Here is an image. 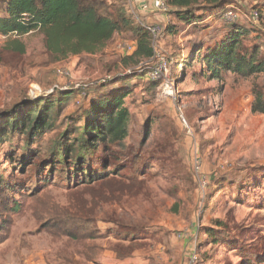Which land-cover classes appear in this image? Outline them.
<instances>
[{
    "label": "rangeland",
    "instance_id": "obj_1",
    "mask_svg": "<svg viewBox=\"0 0 264 264\" xmlns=\"http://www.w3.org/2000/svg\"><path fill=\"white\" fill-rule=\"evenodd\" d=\"M121 3L132 27L163 29L151 47L168 66L156 82L143 76L116 81L130 70L123 59L135 36L127 29L97 55L58 63L48 58L39 32L0 35V134L16 105L69 95L49 112L46 132L37 138L14 132L0 142V264H58L59 255L89 264L84 247L91 245L104 259L93 264L112 263L114 249L130 253L122 264H264V114L253 112L256 97L264 102V70H219L213 78L203 60L246 29L238 52L264 69V0H229L197 13L194 25L171 13L166 21L153 0L147 12L139 10V0L131 9ZM6 45L23 52L8 53ZM99 81L108 84L95 86ZM118 89L128 92L127 137L83 153V169L93 172L91 185L108 174L131 194L121 191L114 201L99 203L88 214L99 238L76 242L58 220L52 223V208L70 205L68 193L89 180L72 171L71 160L57 159L55 141L66 132L79 146L82 115ZM83 199L89 209L90 197Z\"/></svg>",
    "mask_w": 264,
    "mask_h": 264
},
{
    "label": "trees",
    "instance_id": "obj_2",
    "mask_svg": "<svg viewBox=\"0 0 264 264\" xmlns=\"http://www.w3.org/2000/svg\"><path fill=\"white\" fill-rule=\"evenodd\" d=\"M122 1L124 0H0V35L21 38L32 32H39L43 36L48 58L52 63H58L70 57L97 55L106 48L116 33L127 29L135 36L133 51L123 59V63L128 65L130 70L115 79L124 81V76L145 78V71L140 69L144 68L141 67L142 63L150 61L153 56L151 40L143 27L140 29L131 26L122 11ZM228 2L229 0H166V5L169 13L180 23L194 25L201 19L196 16L197 13L219 9ZM248 33L246 29L235 31L219 49L204 56L203 60L213 78L219 77V70H234L239 73L245 71L248 75L264 70L261 64L257 67L253 63L250 64L238 52L240 39ZM5 47L8 53L23 52L19 46L12 49L7 45ZM134 67L137 68L133 69ZM106 84V81H99L95 86L102 87ZM116 92L118 94L112 97L101 96L96 99L82 115L83 124L77 139L79 146L75 141H70L66 132L55 141L57 148L54 152L56 155L60 153L57 159L71 160L72 171H80V177L89 180L87 184L84 181L79 183V186L83 185L79 192L68 193L67 198L73 211L70 210V205L52 208V213L55 214L52 223L58 220L59 226L67 230L70 239L76 242L94 241L99 238V232L90 228L93 221L88 218V214L99 203L114 201L119 194H123L121 191L131 194V189H123L124 185H121L120 180L116 181L117 178H110L108 174L100 175L97 178L98 183L91 185L92 181L96 180L93 172L88 168L83 169L86 163L84 159L87 158L83 153H91L100 144L105 147L121 144L127 137L128 111L123 107V99L128 92L119 89ZM68 96L63 95L61 100H41L39 105H16L3 121L5 131L8 129L0 134V142L5 141L4 135L10 137L14 132L26 134L30 138H37L46 132L51 126L49 112ZM253 112L264 114V102L260 97H256ZM62 138H65L66 144H62ZM86 195L91 201L89 209L83 199ZM101 251L96 245L84 247V262L93 264ZM113 254L118 260H126L130 255H119L115 249ZM59 257L62 259L58 258V264H82L69 255Z\"/></svg>",
    "mask_w": 264,
    "mask_h": 264
},
{
    "label": "built area",
    "instance_id": "obj_3",
    "mask_svg": "<svg viewBox=\"0 0 264 264\" xmlns=\"http://www.w3.org/2000/svg\"><path fill=\"white\" fill-rule=\"evenodd\" d=\"M133 0H126L128 7H130L131 9V3ZM140 1V6H139V10L141 12H147L150 9L149 4H147L148 0H139ZM153 6L154 8L161 12L162 15H164V18L166 21H168V7L166 5V0H153ZM253 18L255 19L256 14L254 13ZM146 32L149 34L150 40H151V45L153 46L154 43H157V41H159L160 39H162L163 37V29L159 26V25H151V26H144L143 27ZM134 49V45L130 44V45H126L125 46V50L126 52L129 54L133 51ZM155 60L152 61V65L151 67H148L146 69V79L151 81V82H156L158 80H160L161 78H163V76L165 75V73L167 72V60L160 54H153L151 60L153 59V57H155ZM165 88L169 89V85L167 82H165ZM193 261H195V259H193ZM192 261V262H193Z\"/></svg>",
    "mask_w": 264,
    "mask_h": 264
},
{
    "label": "crops",
    "instance_id": "obj_4",
    "mask_svg": "<svg viewBox=\"0 0 264 264\" xmlns=\"http://www.w3.org/2000/svg\"><path fill=\"white\" fill-rule=\"evenodd\" d=\"M114 257V256H113ZM111 258L112 257H107V261H106V259H105V261L108 263V260H111ZM116 257H114V260H113V262L112 263H110V264H122V261H126V260H118V259H115ZM101 260H104L103 259V257H101V256H99L98 258H97V260H96V262H98V261H101ZM112 261V260H111ZM102 264H104V263H102Z\"/></svg>",
    "mask_w": 264,
    "mask_h": 264
}]
</instances>
